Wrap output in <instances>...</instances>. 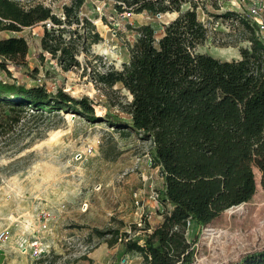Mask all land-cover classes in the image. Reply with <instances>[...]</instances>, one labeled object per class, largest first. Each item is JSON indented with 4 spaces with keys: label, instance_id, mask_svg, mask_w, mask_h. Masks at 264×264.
I'll list each match as a JSON object with an SVG mask.
<instances>
[{
    "label": "trees",
    "instance_id": "1",
    "mask_svg": "<svg viewBox=\"0 0 264 264\" xmlns=\"http://www.w3.org/2000/svg\"><path fill=\"white\" fill-rule=\"evenodd\" d=\"M60 1V14H55L51 2L0 0V69L7 72L11 66L35 78L37 70L31 71L27 63L28 44L17 34L36 25L42 27V60L47 55L64 72L80 67L78 57H87L102 38L81 15L85 0ZM96 1H112L117 14H174L158 39L148 25L135 28L128 63L96 74L100 85H119L129 94L126 118L96 116L88 98H74L63 89L49 91L43 84L25 86L0 77V137L4 123L15 126L29 112H63L105 122L123 135L133 133L148 141L152 165L161 174L155 189L160 222L150 227L143 220L141 243L118 229L96 233L109 235V246L121 242L144 264H191L201 230L253 197L255 171L264 191V39L244 16L217 14L215 8L212 16L236 24L233 30L240 38L230 46L248 43L238 49L240 59L221 61L197 52L211 34L199 19L197 0ZM236 264H264V251Z\"/></svg>",
    "mask_w": 264,
    "mask_h": 264
},
{
    "label": "rangeland",
    "instance_id": "2",
    "mask_svg": "<svg viewBox=\"0 0 264 264\" xmlns=\"http://www.w3.org/2000/svg\"><path fill=\"white\" fill-rule=\"evenodd\" d=\"M43 1L51 2L54 13L60 14L62 1ZM197 2L199 19L211 33L197 52L221 61L240 59L238 49L248 43L231 47L240 38L233 30L236 24L211 13L215 8L217 14L235 12L254 25L264 23V4L260 17L253 18L248 15L250 0ZM81 15L92 22L102 40L87 57H78L79 68L64 72L47 55L42 60V27L36 25L17 34L28 44L27 63L31 71L37 70L35 78L14 72L11 66L7 72L0 69V77L25 86L43 84L49 91L63 89L74 98H88L96 116L110 113L126 118L129 94L119 85L110 89L100 85L96 74L120 70L128 63L135 28L148 25L158 39L174 14L127 16L117 14L112 1L85 0ZM3 125L0 235L6 239L0 241V264H144L139 254L126 252L121 242L109 246L110 236L99 237L96 231L118 229L141 243L143 220L150 227L160 222L155 189L161 174L152 165L151 143L73 113L29 112L15 126ZM255 181L256 191L248 202L229 208L201 230L191 264H236L264 251V191L257 171ZM187 236L192 237V228Z\"/></svg>",
    "mask_w": 264,
    "mask_h": 264
},
{
    "label": "built area",
    "instance_id": "3",
    "mask_svg": "<svg viewBox=\"0 0 264 264\" xmlns=\"http://www.w3.org/2000/svg\"><path fill=\"white\" fill-rule=\"evenodd\" d=\"M264 0H250V5L248 9V15L253 18H259L263 9ZM129 16L130 13H125ZM253 25V24H252ZM255 27L256 34L264 39V23L259 21L258 24L253 25ZM6 236L4 234L0 235V241H4Z\"/></svg>",
    "mask_w": 264,
    "mask_h": 264
},
{
    "label": "crops",
    "instance_id": "4",
    "mask_svg": "<svg viewBox=\"0 0 264 264\" xmlns=\"http://www.w3.org/2000/svg\"><path fill=\"white\" fill-rule=\"evenodd\" d=\"M174 17V16H173Z\"/></svg>",
    "mask_w": 264,
    "mask_h": 264
}]
</instances>
